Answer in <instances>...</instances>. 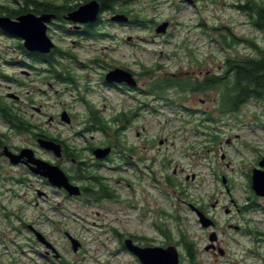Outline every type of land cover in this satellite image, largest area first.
I'll return each instance as SVG.
<instances>
[{"label": "rangeland", "instance_id": "rangeland-1", "mask_svg": "<svg viewBox=\"0 0 264 264\" xmlns=\"http://www.w3.org/2000/svg\"><path fill=\"white\" fill-rule=\"evenodd\" d=\"M2 1L12 6L24 2ZM242 1L133 0L125 8L145 19V26H122L107 19L99 31L105 36L80 39L78 45L73 43L75 36L52 25L48 34L64 51L52 55L60 63L54 69L74 82L60 80L55 73L44 74L42 64L33 70L24 64H2V72L10 76L2 78V94L18 93L22 113L38 127L36 132L60 138L79 151L106 140L101 130H88L89 106L101 113L111 129L120 125L113 120L116 115L127 113L141 101L149 107L139 110V116L122 131V144L111 161L86 170L102 177L112 197H70L32 175L27 185L0 178V264H142L124 245L129 234L148 237L156 246L174 244L180 264H192L182 232L194 241L199 264H264V197L256 195L251 185L252 170L264 158L263 104L250 101L238 112L222 114L218 89L194 92L174 86L157 95L149 85L172 75L200 79L223 70L227 56L251 53L245 43L224 49L219 44L220 30L214 29L229 27L238 37L262 42L263 35L238 7ZM83 2L70 0L69 5ZM165 21L169 22L167 31L157 33L155 23ZM19 41L0 33L2 61L19 56L13 51ZM113 67L135 72L140 90L129 94L106 85L103 75ZM147 70L153 77L145 74ZM64 110L71 123L61 119ZM2 130L12 136L10 144L34 147L41 157L57 164L56 156L40 147L31 132ZM112 131L109 134L114 139ZM143 144L147 160L133 167L128 163L129 147ZM60 165L75 175L71 162ZM2 169L17 176L21 171L3 162ZM92 185L97 191L98 185ZM37 188L47 195L39 196ZM194 206L216 217L226 255L207 249L212 234L207 229L213 225L203 227ZM157 210L158 234L152 226ZM24 223L37 227L55 250L30 239L31 231ZM67 233L80 241L77 251Z\"/></svg>", "mask_w": 264, "mask_h": 264}, {"label": "flooded vegetation", "instance_id": "flooded-vegetation-1", "mask_svg": "<svg viewBox=\"0 0 264 264\" xmlns=\"http://www.w3.org/2000/svg\"><path fill=\"white\" fill-rule=\"evenodd\" d=\"M49 1L55 2L57 4H61V3L65 2V1L59 2V1H55V0H49ZM85 1L87 2L89 0H85ZM98 1L100 2L101 8H100V12H99L98 17L96 18V20L90 21V22H86V23H80V22H73V21H70V20L66 19V15L70 11L75 10L76 8H78L80 5H82L85 2H83L82 4H80V3L78 4L77 3L76 5L73 6L74 7L73 9L67 10L65 12H52V13L56 14L57 17L52 19L48 23V30L52 27V25H56V26H58L60 28H63V30L68 31L73 36H75V38L73 39V43L78 45L79 42H80L79 41L80 39H94V38L99 37V36H105L106 34L101 33L99 31H100L101 25L107 19H108L109 22L111 21V22H114L115 24H119V25H122V26L135 25V24L141 25V26H145L147 24L146 23L147 21L145 19L140 18L138 15H134L133 13L130 12V10L128 8H125V5L129 4L133 0H111L110 4H111L112 8L111 9H106V10L103 9V7H102V1L101 0H98ZM67 5L71 6V5H69V1H68ZM29 12H33V13H35L37 15L43 14V13H36L34 11L28 10L27 12L20 13V14L14 16V17L10 16V15H8V16H10L12 18H16V17H18V16H20L22 14L29 13ZM116 14H124L127 17V19L126 20H122V21L113 20L112 17L114 15H116ZM2 15H7V14H2ZM138 20L139 21L140 20L143 21V24H140V22H138ZM155 24H157V27H156V29H157L158 28V23H155ZM0 33L10 35V34H8L6 32H3L1 29H0ZM10 36L15 37L13 35H10ZM17 38H19V37H17ZM19 39H20L19 43L16 45V47L13 48L14 49L13 51L18 52L19 56H17L15 54L16 57H14V58H10V59L5 58L2 61V58L5 55L2 54V46L0 45V178L3 181H4L3 178H6L8 181H12V182L13 181H17L19 183L27 185L28 181L30 182V179H29L28 175H32V176L41 178L43 181H45V184H48L50 182H49V180L47 178H45L44 176H42V175H40V174H38V173L33 171L32 168L36 167V166H35L34 163L29 162L27 157H23L22 161L19 164L14 165V164H12L10 162V159L7 156L2 154L3 153V149H4L5 146H9L10 149H12L16 153H20L23 148H31L34 151L35 158H40V159H43V160L53 164V162L50 161L49 159L41 157L34 147H31L29 145L28 146L15 147L14 145H12V144H10L8 142L10 137H12V136L10 134L6 133V131H3L2 127H7L11 131L12 130H16V129L13 128L9 123L6 122V120L3 118V113H4V110L6 108H11V110H13V111L22 112V97L18 93L14 92V91H11V90L8 91V92H5L4 95L2 94V78H10V76H8V75H6L5 73L2 72V64L4 66L5 65H11V66L20 65L21 66V65L24 64L26 67H30L31 70L37 68L36 64H42L43 66H45V67H43L44 68L43 69V73L44 74L49 75V76H54V73H55V76H56V74L58 75L60 73H57L55 71L54 67H57L58 66L57 64H60V63H59V61L54 60L52 55H54L56 52L62 53L64 51L59 49L56 44H55L54 48L52 49V52L49 53V54L41 53V52H38V51H29V50H27L25 48L24 43H23L24 42L23 39H21V38H19ZM131 39L132 38L129 37L128 40H131ZM65 54L68 55L69 57L74 58V59L77 60L75 55H73V54H71L69 52H66ZM38 56H47L48 59H44L42 61V60L38 59ZM20 58H22V59H20ZM94 61L97 62V63H103V60L100 59V58H95ZM113 68H116V67H113ZM113 68H110L109 70H111ZM125 69H127V68H125ZM127 70H129V69H127ZM108 71H106L104 73V75H103L104 83L106 85H108L110 87H114V88H116L118 90H121L123 92H127L129 94H131L133 91L140 90L139 80H138L137 75H136L135 72L130 70L134 74V76L136 77L138 83H137L136 86L135 85L134 86H130V85L126 84V83L119 84V83H113V82L106 81L105 76H106V73ZM24 72H25V74H30L28 71H24ZM67 77H69V78H67ZM67 77L65 79L63 77V79L66 80V81L69 80V81L74 82V79H72L71 76H67ZM58 79L63 80V79H61V77L58 78ZM146 107H149V105L147 103L141 101L140 103H138L137 107H134L133 109H129L128 110L127 113L130 116H132L131 121L128 124V127H130V124L132 123V121L139 116V114H140L139 110L144 109ZM88 110L90 112V115L93 113V111H97V109H93V107H91V106H89ZM94 125L95 124L93 123V121L91 119V116H90L89 126L87 127L88 130H89V127H93ZM35 128H38V127L34 125L32 131H31V134L33 135V137L35 138L37 143H38V139L39 138H47V137H45V135H48V134L43 133V131L42 132H38V131L36 132ZM96 130H100V129H96ZM39 133H41L42 135H39ZM137 135L140 136L141 133L138 132ZM52 137L54 139H52V138H47V139H52V140H54V141H56V142H58V143H60L62 145V156L57 157L54 154L53 151L46 150V149L45 150L47 152L51 153L52 155L56 156V159L58 160V162H56L57 163L56 165H59L61 167L60 163L64 162V161L65 162H71L73 164V168L71 169V171L73 170L75 175L68 174L67 172L66 173L69 176V179H70V181L73 184H76V185L80 186L81 194L77 195V196L76 195H70L67 192V190H65L64 188H60V189L65 191L67 193V195L70 196V197H85L87 195H93L94 194V196H101V197L107 198L106 194H104L102 192V189H101L102 186L98 185V183L95 181V178H94V176L98 177L101 180V182H102V177L101 176H99L96 173L95 174H93V173L89 174L88 173V177L79 178L78 177V171H79L80 168L98 169V168L103 167L104 165L108 164V162H110L111 159L113 158L114 154L117 153V150H118L119 146L116 143H114V142H107L105 140V141H102L99 144H95V145L92 144V145H89V146H85L81 151H79V150L74 149L73 147H71L69 144H67L66 141H64V140H62L60 138H57L55 136H52ZM97 147H101V148L111 147V152L105 158H97L95 156V154H94V150ZM146 147H147L146 144H143L142 147H140V146L136 147L134 145L130 146L129 147L128 157H127L128 158V163L130 165H132L133 167H135V166H138L137 165L138 163L144 162L145 160H147ZM70 150H76V152L78 153V157L71 155L70 154ZM85 153H88L89 157H85L84 156ZM135 158H137L138 160L136 161ZM2 162L5 163V164L9 163L10 166L12 165L15 168L21 169L20 172L15 173V174H18V176L17 175H13V173H11V172H6L5 173L4 172L5 169H2ZM148 167H149V170H150V168H151L150 164H149ZM139 169H141V168H139ZM20 173H22V174L20 175ZM154 179H155L156 182H158V177H157L156 173H154ZM78 181H80V182L81 181H83V182L89 181V182H91V185L82 184V183L78 184L79 183ZM92 184L98 185V190L97 191H95V188H94V186ZM102 184H103V182H102ZM106 188H108V187H106ZM36 193L39 196L47 195L44 191H41L38 188L36 189ZM96 200H100V199L98 197H96ZM200 209L202 211H204L208 216H210L214 220L213 226L211 228H208L207 230L208 231L210 230V233L216 232L217 235H218L217 239H216V241L214 243H209L208 244V245L214 244V246L212 248H210V250L214 251V252H219L222 256L226 255V253H227L226 248H223L222 245L220 244L219 237H220V234H221V229H220V227L218 228V221H217L216 217H213L212 215L207 213L205 208L204 209L200 208ZM149 211L152 212L151 209ZM154 216H155V220L153 221L154 223L152 224V226L154 227L156 233L158 234V229H161L160 227H158V210L156 211ZM177 218L183 219L181 216H178ZM24 226L28 227L30 229V231H31V238L30 239H33V240L38 242L39 238H38L37 234L40 232L38 230V228L33 226L31 223H24ZM230 226H232V224H230ZM239 227H240L239 225L236 226L237 229H239ZM117 234L121 238H123V235L121 233H117ZM184 235H185V233L182 232L181 233L182 241L184 240ZM67 236L70 239L69 233H67ZM127 238L132 239L135 244H137L139 246H142V247L156 246L155 244H152L153 242H150V241H153V240H150L148 237H145V236H138L136 234H129V236ZM46 239H47V237H46ZM125 240H124V242H125ZM145 241H148V242L145 243ZM43 245L46 246L45 244H43ZM47 253H50V251L47 250Z\"/></svg>", "mask_w": 264, "mask_h": 264}, {"label": "trees", "instance_id": "trees-1", "mask_svg": "<svg viewBox=\"0 0 264 264\" xmlns=\"http://www.w3.org/2000/svg\"><path fill=\"white\" fill-rule=\"evenodd\" d=\"M68 1L70 0L57 4L49 0H24L23 3L14 6L2 1L0 3V14H7L14 17L28 10L36 13L65 12L74 8L73 6L67 5ZM101 1L103 9L112 8L110 4L111 0ZM238 7L246 12L249 22L263 35L262 42L258 41L255 37H238L229 27H225L223 30L222 28L216 27L214 29L220 30L219 44L224 49H232L238 43H245L250 48L251 53L242 56H227L224 61L223 70L219 73H206L200 79L172 75L165 76L158 83L157 78L149 84L152 94L158 95L160 93L161 95L167 88L174 86L181 90L190 88L194 92L218 89V109L222 114L238 112L242 106L250 101L261 102L264 106V3L260 0H243L242 3H239ZM138 22L143 24L141 20H138ZM38 59L43 61L44 59H48V57L38 56ZM145 74H150V77H153V73L150 70L145 71ZM56 77L63 79L61 74H56ZM90 116L95 125L89 127V130L94 131L100 129L105 134L107 142H114L118 146H121L122 131L128 127L132 116L125 112L116 115L113 120L118 121L120 125L115 129H111L108 121L98 111H93ZM3 118L19 133L31 132L34 126L22 112L13 111L11 108L4 110ZM111 130H113L112 134H114V139L110 137L111 135L109 133ZM39 135L42 134L39 133ZM45 137L54 139L50 135H45ZM70 154L78 157L76 150H70ZM86 170L87 168H80L78 177H88ZM94 178L98 185L102 186V192L107 197H112V192L102 184L101 180L95 176ZM194 244V241L188 240L184 236V250L189 260L192 264H199L196 259L197 251Z\"/></svg>", "mask_w": 264, "mask_h": 264}, {"label": "water", "instance_id": "water-1", "mask_svg": "<svg viewBox=\"0 0 264 264\" xmlns=\"http://www.w3.org/2000/svg\"><path fill=\"white\" fill-rule=\"evenodd\" d=\"M192 1V0H187ZM100 2L98 0H89L80 5L75 10L70 11L66 15V19L73 22L86 23L96 20L100 12ZM54 13L35 14L33 12L22 14L16 18L8 15L0 14V29L15 37L23 39L24 46L29 51H38L49 54L55 46V42L48 34V23L56 18ZM113 20H126L124 14H116L112 17ZM169 27V22L165 21L158 25L157 33H165ZM106 81L113 83H126L130 86L137 85V79L134 74L122 67H116L109 70L105 76ZM61 119L66 123L71 122L69 113L64 110L61 114ZM40 147L53 151L57 157L62 156V145L52 139L39 138ZM111 152V147H97L94 154L97 158H105ZM3 155L10 159L14 165L19 164L23 157H27L29 162L35 164L33 171L44 176L49 182L58 188H64L70 195H80V186L73 184L67 173L56 164H52L40 158H35L34 151L31 148H23L20 153L14 152L9 146L3 149ZM260 167H255L252 170L251 183L252 189L256 195L264 197V158L259 162ZM195 212L198 215L199 221L203 227H209L214 224V220L206 215L202 210L195 207ZM39 241L47 247L54 249V246L46 237L39 232ZM217 233L210 235V243H214L217 239ZM74 251H77L80 246V241L69 234ZM214 244L207 246L210 249ZM125 247L134 253L142 264H180V252L176 245L170 244L167 246H146L142 247L133 242L132 239L125 240ZM55 250V249H54Z\"/></svg>", "mask_w": 264, "mask_h": 264}]
</instances>
